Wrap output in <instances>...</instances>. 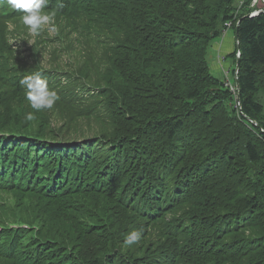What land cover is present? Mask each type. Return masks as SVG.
Wrapping results in <instances>:
<instances>
[{
	"label": "trees",
	"instance_id": "trees-1",
	"mask_svg": "<svg viewBox=\"0 0 264 264\" xmlns=\"http://www.w3.org/2000/svg\"><path fill=\"white\" fill-rule=\"evenodd\" d=\"M238 1L49 0L55 41L21 50L0 0V264H264V12ZM36 72L59 99L28 120Z\"/></svg>",
	"mask_w": 264,
	"mask_h": 264
},
{
	"label": "clouds",
	"instance_id": "clouds-1",
	"mask_svg": "<svg viewBox=\"0 0 264 264\" xmlns=\"http://www.w3.org/2000/svg\"><path fill=\"white\" fill-rule=\"evenodd\" d=\"M48 2L49 0H7L11 8L20 10L23 13L22 22L33 36H39L46 25L53 24L54 14H44L43 12ZM52 30L55 31L56 29L53 27ZM21 84L25 87L26 99L34 110L28 113V120L35 119V112L46 108L51 109L59 99L57 93L49 88L47 80L39 72L24 77ZM141 239V231H132L127 235L125 243L128 246H134Z\"/></svg>",
	"mask_w": 264,
	"mask_h": 264
},
{
	"label": "rangeland",
	"instance_id": "rangeland-1",
	"mask_svg": "<svg viewBox=\"0 0 264 264\" xmlns=\"http://www.w3.org/2000/svg\"><path fill=\"white\" fill-rule=\"evenodd\" d=\"M247 0H239L238 1V10L236 12H241L242 8L245 6ZM255 0H251L248 6V10L252 11L253 9L251 8V4L252 2ZM54 26L52 25H46L44 32H46L50 38H52L53 41H55V36L57 35V30L53 31ZM223 30L222 29V33L220 35V37L216 40H214V42L212 43L211 48L208 51V60L210 63V70L211 72L216 75L217 77L221 78L222 80L226 78V80L233 86L235 83V71L232 74V69H235L236 65H234L232 63L231 59H226L227 57L223 55L224 53H229L231 51V48L233 47V50H235V41L233 42V37L230 36V33L228 34V31L223 34ZM7 33L9 36L10 41L13 44L14 48H18L21 50H24L23 47L25 46H32L34 44V40L35 38H37L38 36H33L28 28L27 30H24L23 27V22L22 19H17L16 21H13L7 28ZM227 34V35H226ZM228 39H231V46L229 47V49L224 50L223 46L225 44H227ZM50 45H58V42H52L50 43ZM233 45V46H232ZM234 52V51H233ZM60 61H58L62 66H65L68 64V59L70 60L69 57L72 58V54H62L60 55ZM49 59V55H45V61ZM47 66V65H46ZM48 67V66H47ZM215 67V68H214ZM237 88V87H236ZM237 91L234 93L236 94ZM263 106H264V100H263ZM90 129H88L87 126H81L79 127V131L78 134L80 133V135L82 136H87L90 133ZM75 132V131H74ZM73 134V133H71ZM80 142H83V140H81ZM0 196H2V198L8 202V205H11V195H2V193L0 194ZM1 199V198H0Z\"/></svg>",
	"mask_w": 264,
	"mask_h": 264
},
{
	"label": "built area",
	"instance_id": "built-area-1",
	"mask_svg": "<svg viewBox=\"0 0 264 264\" xmlns=\"http://www.w3.org/2000/svg\"><path fill=\"white\" fill-rule=\"evenodd\" d=\"M251 8L253 10L248 14V17H250V18L257 16L260 13H263L264 12V0L253 1L251 4ZM253 13H256V14H253ZM232 26H233V24L231 21L226 22L224 24L223 34H225L229 29H231ZM237 45H238V41L235 38V46H237ZM234 52H235L236 58H239L240 57L239 50H236V51L234 50ZM234 75H235V77L237 76V71H235ZM226 86H228L230 91H232L233 93H235L237 91V88L235 86L231 85L228 81H226Z\"/></svg>",
	"mask_w": 264,
	"mask_h": 264
},
{
	"label": "crops",
	"instance_id": "crops-1",
	"mask_svg": "<svg viewBox=\"0 0 264 264\" xmlns=\"http://www.w3.org/2000/svg\"><path fill=\"white\" fill-rule=\"evenodd\" d=\"M230 33V36L231 37H233L232 39H233V42L235 41V34H234V31L232 30V28L231 29H229L228 30V34ZM227 35V34H226ZM231 46V39H228V42H227V44H225L224 46H223V48H224V50H227V49H229V47ZM233 46V45H232ZM235 49V48H234ZM233 47L231 48V51L229 52V53H224L223 52V55L224 56H226V57H228L229 56V54H231V53H233ZM227 59V58H226ZM215 68V67H214Z\"/></svg>",
	"mask_w": 264,
	"mask_h": 264
},
{
	"label": "water",
	"instance_id": "water-1",
	"mask_svg": "<svg viewBox=\"0 0 264 264\" xmlns=\"http://www.w3.org/2000/svg\"><path fill=\"white\" fill-rule=\"evenodd\" d=\"M239 69V61L236 62V67H235V71H238ZM235 80H237V78L235 77ZM236 86H237V81H236ZM238 89V88H237Z\"/></svg>",
	"mask_w": 264,
	"mask_h": 264
}]
</instances>
